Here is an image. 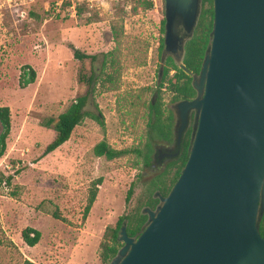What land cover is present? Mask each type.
Listing matches in <instances>:
<instances>
[{
  "label": "rangeland",
  "instance_id": "rangeland-1",
  "mask_svg": "<svg viewBox=\"0 0 264 264\" xmlns=\"http://www.w3.org/2000/svg\"><path fill=\"white\" fill-rule=\"evenodd\" d=\"M57 1L0 8V106L11 111L7 150L0 159V176L7 181L6 186L0 183V264H101L106 228L138 205L152 178V169L144 168L134 154L108 160L96 156L93 148L102 140L115 149L143 148L148 142L150 104L165 63L160 51L165 0L81 8L78 18L70 16L69 4ZM72 46L98 55L94 98L105 127L87 117L69 141L42 157L55 135L44 122L65 112L89 89L79 82L81 65ZM161 95L167 112L172 93L163 89ZM94 188L97 198L84 217ZM56 211L67 220L56 218ZM27 227L41 232L33 247L23 240Z\"/></svg>",
  "mask_w": 264,
  "mask_h": 264
},
{
  "label": "water",
  "instance_id": "water-1",
  "mask_svg": "<svg viewBox=\"0 0 264 264\" xmlns=\"http://www.w3.org/2000/svg\"><path fill=\"white\" fill-rule=\"evenodd\" d=\"M203 0H165L161 59L184 68ZM211 43L193 74L197 96L173 105L180 143L196 126L188 160L148 225L109 264H264V0H213Z\"/></svg>",
  "mask_w": 264,
  "mask_h": 264
},
{
  "label": "trees",
  "instance_id": "trees-1",
  "mask_svg": "<svg viewBox=\"0 0 264 264\" xmlns=\"http://www.w3.org/2000/svg\"><path fill=\"white\" fill-rule=\"evenodd\" d=\"M152 5V3H150ZM81 11V8L80 10ZM214 8L213 0H203L202 13L195 29L194 35L189 39L185 46L184 68L180 67L172 57H168L164 66L161 67L158 74V89L155 93V99L150 104V120L148 130V142L143 148H126L115 149L106 140L97 143L93 151L98 157H106L108 160H114L123 156L134 154L142 162L144 168H151L154 159L155 148L153 140H163L172 142V122L173 114L169 110V114H165L160 101L162 98V90L167 89L172 93V101H179L187 98L195 97L197 94L193 86L192 74H198L201 70L202 63L206 51L211 43V32L213 29ZM162 32L165 34V18L162 20ZM75 58L79 61L81 67L78 75L79 82L89 86L88 91L78 97L71 106L56 118H49L44 122V125L55 131L54 138L45 147L42 157L54 152L67 141L70 140L75 128L80 125L85 118L90 117L96 120L102 127H105V117L95 101V89L99 76L98 70L94 68L97 54H88L72 46ZM164 48V37L161 39L160 51ZM102 65L107 64L108 53H104ZM90 63V69L87 64ZM31 75L30 80L35 81L36 74L28 66ZM90 72H89V71ZM162 70V72H161ZM171 70L175 73L170 75ZM192 73V74H191ZM94 106V109H89V106ZM96 110V112H95ZM0 123L3 132L0 134V159L4 156L7 150V138L11 132V111L7 106H0ZM193 137L191 131L183 135L180 152L176 157L168 159L165 164V170L155 175L146 183L144 192L137 206H135L127 214L121 216L115 226H108L104 232L100 243V261L101 264H109L116 256L119 249L123 246L120 240V230L126 223V230L129 236L137 238L148 225V214L144 212L146 207L154 209L160 202L158 197H155L156 192H160L166 196L171 188L178 180L182 169L184 168L192 145ZM10 179L8 181L10 182ZM101 180H98V184ZM135 184L133 183L128 191L126 203H129L134 193ZM97 198V188L91 191L88 204L84 210V217L90 212ZM54 216L61 220L67 219L62 217L57 211ZM260 231L264 236V215L260 219ZM41 239V232L35 228L27 227L23 231V240L28 246H35Z\"/></svg>",
  "mask_w": 264,
  "mask_h": 264
},
{
  "label": "flooded vegetation",
  "instance_id": "flooded-vegetation-1",
  "mask_svg": "<svg viewBox=\"0 0 264 264\" xmlns=\"http://www.w3.org/2000/svg\"><path fill=\"white\" fill-rule=\"evenodd\" d=\"M161 72H162V70H161ZM196 96H197V94H196ZM195 97L187 98V99H183V100H192ZM179 101H181V100H179ZM179 101H174L173 104L168 109V111L171 110V112L173 114V122H172V132H173V135H174L173 136V141L172 142H168V141L160 140L162 142L161 144H156V143L154 144L155 154H154V159H153L152 166H151V169H152L151 170L152 171V174H150L151 177H154L156 175V172L158 171V169L165 167V164L168 161V159L173 158V157H176L179 154L180 147H181V144H182L183 135L185 133H187L188 131H191L192 137H193V132H194V129H195V126H196V122H197L196 115H195L196 114V111H194V110H192L189 113L188 126L186 127V129H185V131H184V133L182 135V138H181L180 143L178 142V139H177V129H178L177 128V124H178V121H179V116L177 115L176 111L174 110L173 105L175 103L179 102ZM168 111L165 112V113L166 114H169Z\"/></svg>",
  "mask_w": 264,
  "mask_h": 264
},
{
  "label": "built area",
  "instance_id": "built-area-1",
  "mask_svg": "<svg viewBox=\"0 0 264 264\" xmlns=\"http://www.w3.org/2000/svg\"><path fill=\"white\" fill-rule=\"evenodd\" d=\"M35 0H0V8H25L28 7ZM130 0H58L57 5L69 4L70 16L72 18L79 17L80 8L92 9V8H113L115 6L127 5ZM9 167V166H8ZM4 180L1 179L0 183ZM7 181L3 182L6 186Z\"/></svg>",
  "mask_w": 264,
  "mask_h": 264
}]
</instances>
